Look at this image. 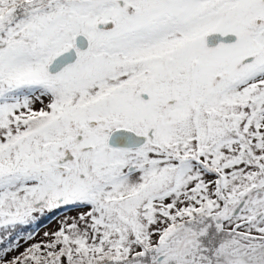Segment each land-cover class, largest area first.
Here are the masks:
<instances>
[{
    "label": "snow or ice",
    "instance_id": "6c2138e0",
    "mask_svg": "<svg viewBox=\"0 0 264 264\" xmlns=\"http://www.w3.org/2000/svg\"><path fill=\"white\" fill-rule=\"evenodd\" d=\"M0 264H264V0H0Z\"/></svg>",
    "mask_w": 264,
    "mask_h": 264
},
{
    "label": "rangeland",
    "instance_id": "374dc122",
    "mask_svg": "<svg viewBox=\"0 0 264 264\" xmlns=\"http://www.w3.org/2000/svg\"><path fill=\"white\" fill-rule=\"evenodd\" d=\"M53 227H55L54 218L49 219V220L47 219L46 221H44L38 225H33V228L35 229V231L40 232L41 234L43 231H46V230L53 228Z\"/></svg>",
    "mask_w": 264,
    "mask_h": 264
},
{
    "label": "trees",
    "instance_id": "16d2710c",
    "mask_svg": "<svg viewBox=\"0 0 264 264\" xmlns=\"http://www.w3.org/2000/svg\"><path fill=\"white\" fill-rule=\"evenodd\" d=\"M51 219H52V218H51ZM46 220H47V219H44V220H42L40 223H42V222H44V221H46ZM48 220H49V219H48ZM40 223H39V224H40Z\"/></svg>",
    "mask_w": 264,
    "mask_h": 264
}]
</instances>
